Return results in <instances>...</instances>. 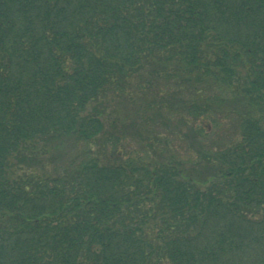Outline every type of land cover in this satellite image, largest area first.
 I'll list each match as a JSON object with an SVG mask.
<instances>
[{
  "label": "trees",
  "instance_id": "1",
  "mask_svg": "<svg viewBox=\"0 0 264 264\" xmlns=\"http://www.w3.org/2000/svg\"><path fill=\"white\" fill-rule=\"evenodd\" d=\"M126 103L236 131L126 156ZM0 264H264V0H0Z\"/></svg>",
  "mask_w": 264,
  "mask_h": 264
},
{
  "label": "rangeland",
  "instance_id": "2",
  "mask_svg": "<svg viewBox=\"0 0 264 264\" xmlns=\"http://www.w3.org/2000/svg\"><path fill=\"white\" fill-rule=\"evenodd\" d=\"M169 68L172 67L169 65ZM137 102V106L141 101ZM160 99L167 103H174L179 106L178 98L173 97L172 93L162 95ZM122 108L129 109V115L124 112L117 111L112 116L123 117L124 121L118 123V127L128 129L131 137L127 138L129 149L126 156H132L133 149H139L142 155H146L145 151L140 148L146 147L151 154H160L164 160L173 158L183 163L184 167L192 168L202 167L201 163L205 159V150L208 143H218L232 138L235 129L232 126L213 125L207 122L206 140H200V136L194 133L191 127L181 120L179 113L171 114V117H165L157 110L148 109L145 111L136 110L134 105L126 103ZM135 111L138 114H135ZM126 112V110H125ZM111 118V116L109 117ZM109 119L106 126L111 128ZM230 121V120H229ZM124 145V144H123ZM132 149V151H131Z\"/></svg>",
  "mask_w": 264,
  "mask_h": 264
}]
</instances>
